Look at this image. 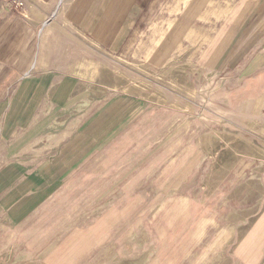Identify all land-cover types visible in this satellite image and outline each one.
<instances>
[{"label":"rangeland","instance_id":"rangeland-1","mask_svg":"<svg viewBox=\"0 0 264 264\" xmlns=\"http://www.w3.org/2000/svg\"><path fill=\"white\" fill-rule=\"evenodd\" d=\"M55 1L23 2L31 53L4 84L52 74L68 99L0 137L52 165L53 193L0 218V264H264L247 246L264 217V0H206L164 68L146 58L187 0H150L115 50Z\"/></svg>","mask_w":264,"mask_h":264},{"label":"crops","instance_id":"crops-1","mask_svg":"<svg viewBox=\"0 0 264 264\" xmlns=\"http://www.w3.org/2000/svg\"><path fill=\"white\" fill-rule=\"evenodd\" d=\"M25 1L0 0V137L6 139L20 131L35 129L36 122L49 115V102L68 99L67 83L52 78V74H42L38 79L26 75L14 83L4 84L14 73L24 71L17 67L18 61L31 53L32 28L20 6ZM30 1L38 8L56 4L55 0ZM206 3V0H187L182 4L178 17L146 58L149 65L155 68L167 65L190 29L200 21ZM149 4L152 5L150 0H71L64 19L96 45L115 50L122 45L127 26L134 18L137 21L143 16V9ZM169 4L175 6V1ZM76 85L77 81L70 90L71 99H75L72 96ZM22 114L29 122L26 125L14 123L22 120ZM10 125V133L6 135L4 128ZM3 147L4 151L0 147V218L16 225L34 212L45 197L52 195V165H45L33 155L24 159V155H18L22 150L13 145ZM61 161L59 166L70 162L68 156ZM260 219V224L252 226L247 234L251 235L247 244L250 250H264V217Z\"/></svg>","mask_w":264,"mask_h":264},{"label":"built area","instance_id":"built-area-1","mask_svg":"<svg viewBox=\"0 0 264 264\" xmlns=\"http://www.w3.org/2000/svg\"><path fill=\"white\" fill-rule=\"evenodd\" d=\"M62 2H63V0H60V1H59V4H60V6H59V7H61V6L63 5V3H62ZM23 5H24V4H21L20 6H21V7H23ZM55 14H56V12H55ZM52 18H53V17H52Z\"/></svg>","mask_w":264,"mask_h":264},{"label":"bare ground","instance_id":"bare-ground-1","mask_svg":"<svg viewBox=\"0 0 264 264\" xmlns=\"http://www.w3.org/2000/svg\"><path fill=\"white\" fill-rule=\"evenodd\" d=\"M64 34V33H63Z\"/></svg>","mask_w":264,"mask_h":264}]
</instances>
